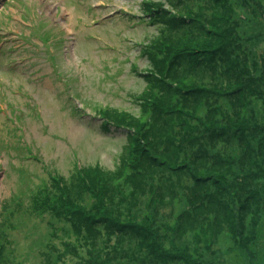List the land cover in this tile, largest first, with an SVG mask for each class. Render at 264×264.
Instances as JSON below:
<instances>
[{"label":"rangeland","instance_id":"1","mask_svg":"<svg viewBox=\"0 0 264 264\" xmlns=\"http://www.w3.org/2000/svg\"><path fill=\"white\" fill-rule=\"evenodd\" d=\"M218 100L226 139L204 156L213 139L192 127ZM263 101L264 0H0V264H264ZM140 114L168 169H120L132 141L113 122ZM96 166L112 178L78 190Z\"/></svg>","mask_w":264,"mask_h":264},{"label":"trees","instance_id":"2","mask_svg":"<svg viewBox=\"0 0 264 264\" xmlns=\"http://www.w3.org/2000/svg\"><path fill=\"white\" fill-rule=\"evenodd\" d=\"M152 11V10H151ZM190 44L191 43H186L185 46H186V49L188 50V52L194 54L197 56V58H193V59H190L188 60L189 61H194L197 63V66H200L201 65V59L199 57V54H195V52L199 51V50H196L194 47L195 45H192L191 48H190ZM163 48H157L156 49V53L158 55H163V57L165 59H167V52L166 50L168 49V44H162ZM180 47V46H179ZM164 49V50H162ZM178 50V49H177ZM209 51H212V50H209ZM206 50V52H209ZM214 51V50H213ZM176 50H173L171 52V55L172 56H176L175 54ZM179 52V50H178ZM148 55L150 56V59L153 60V61H156V56L154 54H152L151 52H148ZM179 55L181 58L184 57V54H181V52H179ZM203 57V56H201ZM190 64L194 65L196 67V65L193 63V62H190ZM154 67H156V65H154ZM154 76V74H153ZM156 77V76H154ZM192 89H195L196 91H198L197 88H192ZM218 91H221V90H218ZM147 93V92H146ZM228 92H225V94H223L222 98L223 99L224 97H227ZM161 94H157L156 91H154V88H151L148 93H147V96L146 97H140V100H142L143 102L140 104V108H142V114H152V110L150 109V106H151V103H154L158 97H160ZM215 102V101H214ZM221 102L222 100H218V102H215L214 104H212L208 109L213 111L214 112V118H202L200 115H201V111L202 109L204 108V106H202L201 108H199L198 110V125L196 126H193L192 129H194L195 127H199V126H203L205 127L208 131H209V134L211 135V138L213 140H211L212 143H207V144H201V149H203V155L207 156L208 155V148L210 149H215L214 148V133L219 137V144L221 143H225V139H226V132H227V127H224V126H220V127H217L216 124H217V121H216V117L218 116V109H220V106H221ZM264 103V101H263ZM213 105H214V108H213ZM246 105H244V102L242 103V107L241 108H244ZM223 109L225 111L229 110L230 112L234 113V114H239V113H235L234 109H233V105L229 104L228 102V105L227 106H223ZM174 110V109H173ZM194 109L192 108H185V109H179L178 110V113H186V115H190V114H193L194 112ZM144 112V113H143ZM230 112H227L226 113V116L227 117H230ZM113 115V114H112ZM141 115V114H140ZM213 117V116H212ZM139 118V120L137 121V124H132L133 126L137 125L138 127L135 128L134 131L132 130H129L130 128H126V127H129L130 125H123L121 124L122 123V120H117V123L116 122H113V125L115 126V128H119L120 130H123L124 132L127 133L126 136H128V139H130V143L132 141V145H128V154H127V158H123L122 157V160H121V163H120V169L121 170H130L131 174H132V169L134 168V171H137L138 174L139 172L142 170L140 166L136 167V163L137 162H141V161H144V163H146L147 165L148 164H151L153 162V165L157 163H161V166L164 167L165 169H168L167 168V162H169L167 159L165 158H161L159 160H157V157L153 154V152L149 149H147L146 146H144V148L142 149V146H143V135L141 133L142 129H145V133L147 134L148 131L150 130V122H147V118L145 119L142 115L141 117H137ZM142 119V120H141ZM245 119V118H244ZM247 123V121H245ZM130 124V122H129ZM238 124L240 126H246L247 124H240V122H238ZM148 128V129H147ZM191 129V130H192ZM242 131H244V129L240 128ZM250 128H248L247 131H249ZM145 135V134H144ZM140 136H143L142 137V140L139 141V137ZM264 144V142H262ZM189 145V143H188ZM191 147H193V145H191ZM219 147V146H218ZM216 152H218V150H216ZM221 152L218 153V155L215 156V162H218L219 164L221 165H224L226 167V163H228V161H226V159L221 155ZM217 154V153H216ZM142 158V159H141ZM214 153L212 154V166H219V165H214ZM188 165V164H187ZM208 165V164H206ZM229 166H227L228 168ZM217 171H220V170H217ZM208 173H211V174H214V168H212L210 170V172ZM216 173V172H215ZM98 175V176H97ZM113 175V172H109L107 170H101V168H98V166L96 167H89V169H77V176H76V184H75V187L82 191V192H87V193H94V189H95V185L94 183L92 182V179L90 178L91 176H94L93 177V180L97 181L98 183L100 182V180H102V178H112L111 176ZM135 176V174H133ZM222 179V182L224 183V181L226 180V177H220ZM220 178H214L215 180L217 179H220ZM200 179H204V177L202 178H198V180ZM54 182L56 185H59L60 183V188H66V184L63 183L62 179L61 178H54ZM77 185V186H76ZM214 187L217 188V190L214 192V199H217L218 198V192L221 190L219 189V187L217 185H214ZM226 188V186H225ZM224 191V190H222ZM253 196V195H251ZM56 203V202H55ZM107 213V212H106ZM118 217L119 219V215L116 216ZM64 219L70 221L71 223V226H72V230L74 233L76 234H80L81 232V229H80V226L77 225L76 221L74 219H72V217H67V215L64 217ZM128 219H133L134 222H137V218L136 217H133V216H130L128 215ZM113 221V224H112V228H110V231L113 233V232H121L123 231L124 229H126L127 226H125L126 224H130L128 222H123V226H121V224H119V221H115V220H112ZM70 226V227H71ZM114 226L117 228V230L114 228ZM120 226V227H119ZM186 264H196L197 262H195V260L191 259V258H188L186 261H185Z\"/></svg>","mask_w":264,"mask_h":264}]
</instances>
